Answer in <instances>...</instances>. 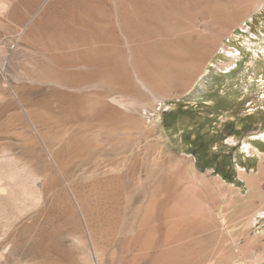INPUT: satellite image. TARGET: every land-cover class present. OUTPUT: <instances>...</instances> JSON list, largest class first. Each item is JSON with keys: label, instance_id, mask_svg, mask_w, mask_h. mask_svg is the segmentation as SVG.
I'll list each match as a JSON object with an SVG mask.
<instances>
[{"label": "rangeland", "instance_id": "obj_1", "mask_svg": "<svg viewBox=\"0 0 264 264\" xmlns=\"http://www.w3.org/2000/svg\"><path fill=\"white\" fill-rule=\"evenodd\" d=\"M51 1L0 0V264H264V0Z\"/></svg>", "mask_w": 264, "mask_h": 264}, {"label": "bare ground", "instance_id": "obj_2", "mask_svg": "<svg viewBox=\"0 0 264 264\" xmlns=\"http://www.w3.org/2000/svg\"><path fill=\"white\" fill-rule=\"evenodd\" d=\"M26 1H38V0H26ZM90 0H52L51 3H56L59 2L61 4H65L67 3H75V4H79V2H88ZM100 1V0H99ZM51 4H49V7L51 8ZM85 6V5H84ZM76 7V6H75ZM74 7V9H75ZM55 8V7H54ZM120 10V9H119ZM98 11V10H97ZM101 11V10H100ZM104 11V10H103ZM63 13V11H59V13ZM56 13V12H55ZM58 13V14H59ZM60 13V14H61ZM59 14V15H60ZM57 15V13L55 14ZM45 15H42L41 18H39V20L35 21L34 27L37 29V33H38V38H36L35 40H33L31 42V45L36 49V48H40L44 51H46V53H48L49 55H57L58 60L67 63L68 61L65 60L66 58V54L70 53V50L73 48V46H75V42L73 41V35L75 36L74 33H72L73 27L71 23L68 24L64 19H53L51 21H48L47 19H45L46 17H44ZM102 16V15H101ZM58 17V15H57ZM56 17V18H57ZM49 18V17H48ZM123 20V19H122ZM125 22V21H123ZM112 24V23H111ZM120 24L121 23L120 21ZM126 24V22L124 23ZM121 26V25H120ZM123 30H125V28H123L124 26H121ZM129 28V27H128ZM127 30V28H126ZM125 30V31H126ZM129 30V29H128ZM129 33V32H128ZM73 34V35H72ZM129 35V34H128ZM43 40V44H41L40 41ZM101 48V47H100ZM96 49V48H95ZM94 49V50H95ZM102 49V48H101ZM96 51V50H95ZM103 52V51H102ZM101 52V53H102ZM96 53H98L96 51ZM100 53V52H99ZM112 53V52H111ZM85 55V54H84ZM96 55V54H95ZM111 55V54H110ZM88 56V55H87ZM99 57V55H97ZM102 56V55H100ZM91 56H88L89 59H87V61L93 60L90 59ZM95 57V56H94ZM53 58V57H52ZM67 59V58H66ZM86 61V60H85ZM109 62V61H108ZM69 63V62H68ZM73 63V62H71ZM74 64V63H73ZM88 64V63H87ZM107 64V63H106ZM96 70V69H95ZM93 70V71H95ZM88 71V70H86ZM82 72V71H81ZM66 73V72H65ZM65 73H63V77L65 76ZM75 73V72H74ZM78 73V72H77ZM85 73V72H84ZM94 74V73H93ZM92 74V75H93ZM97 74V73H96ZM72 75V74H71ZM83 75V73H82ZM91 75V74H90ZM94 76V75H93ZM73 77V76H72ZM84 77V75H83ZM95 77V76H94ZM78 78V77H76ZM90 78V77H89ZM88 78V79H89ZM93 78V77H92ZM91 79V78H90ZM83 80V79H82ZM256 188V187H255Z\"/></svg>", "mask_w": 264, "mask_h": 264}, {"label": "built area", "instance_id": "obj_3", "mask_svg": "<svg viewBox=\"0 0 264 264\" xmlns=\"http://www.w3.org/2000/svg\"><path fill=\"white\" fill-rule=\"evenodd\" d=\"M3 68V63H2V60H1V57H0V69Z\"/></svg>", "mask_w": 264, "mask_h": 264}]
</instances>
